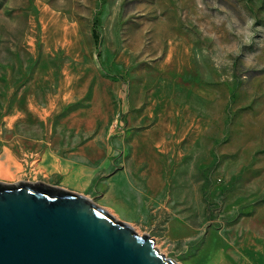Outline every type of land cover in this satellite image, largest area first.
Instances as JSON below:
<instances>
[{
  "label": "rangeland",
  "instance_id": "rangeland-1",
  "mask_svg": "<svg viewBox=\"0 0 264 264\" xmlns=\"http://www.w3.org/2000/svg\"><path fill=\"white\" fill-rule=\"evenodd\" d=\"M17 180L85 195L179 264H264V0H0Z\"/></svg>",
  "mask_w": 264,
  "mask_h": 264
},
{
  "label": "water",
  "instance_id": "water-1",
  "mask_svg": "<svg viewBox=\"0 0 264 264\" xmlns=\"http://www.w3.org/2000/svg\"><path fill=\"white\" fill-rule=\"evenodd\" d=\"M0 264H179L85 195L0 181Z\"/></svg>",
  "mask_w": 264,
  "mask_h": 264
},
{
  "label": "trees",
  "instance_id": "trees-1",
  "mask_svg": "<svg viewBox=\"0 0 264 264\" xmlns=\"http://www.w3.org/2000/svg\"><path fill=\"white\" fill-rule=\"evenodd\" d=\"M92 36H93V40H94V42L97 43V41H98V39H99V34H98V32H97L96 29H93V31H92Z\"/></svg>",
  "mask_w": 264,
  "mask_h": 264
}]
</instances>
